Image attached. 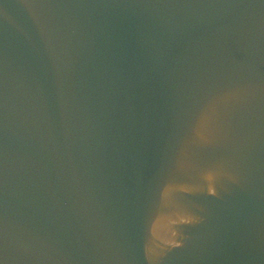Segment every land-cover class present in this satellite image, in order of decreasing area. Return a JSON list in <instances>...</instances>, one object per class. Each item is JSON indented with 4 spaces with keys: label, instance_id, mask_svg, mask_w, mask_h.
Returning a JSON list of instances; mask_svg holds the SVG:
<instances>
[{
    "label": "water",
    "instance_id": "1",
    "mask_svg": "<svg viewBox=\"0 0 264 264\" xmlns=\"http://www.w3.org/2000/svg\"><path fill=\"white\" fill-rule=\"evenodd\" d=\"M0 264H264V0H0Z\"/></svg>",
    "mask_w": 264,
    "mask_h": 264
}]
</instances>
